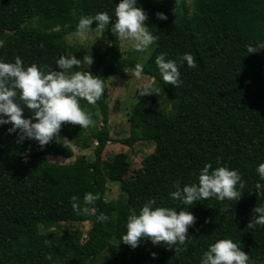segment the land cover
<instances>
[{
	"label": "trees",
	"instance_id": "obj_1",
	"mask_svg": "<svg viewBox=\"0 0 264 264\" xmlns=\"http://www.w3.org/2000/svg\"><path fill=\"white\" fill-rule=\"evenodd\" d=\"M118 2L0 0V60L14 62L19 56L25 66L55 70L56 59L74 51L67 38L75 34L79 18L98 12L113 16ZM137 6L153 21L157 35L144 60L123 57L119 38L107 28H95L94 21L90 31L108 39V59L94 56L90 65L85 60L69 70L89 71L103 81V94L95 104L79 99L93 125L65 123L57 140L43 148L34 140L18 143L6 131L10 124L0 126V264H88L104 253L98 264H200L203 252L219 239L237 242L249 254V264H264V226L248 225L252 209L264 203L255 191L256 183L264 181L254 171L264 162V49L246 51V45L264 42V0H137ZM157 12L167 19H158ZM160 53L172 60L191 53L196 66L181 64L182 82L176 87L165 84L154 62ZM137 63L155 91L134 104L129 135L112 140L107 81L134 72ZM161 101L169 105L168 112ZM141 142L153 144L152 160L127 182L123 196L106 201V146L118 143L131 149ZM69 143L83 150L94 144L93 160L79 156L59 164L47 159ZM130 163L126 153L116 154L106 164L108 174L124 178ZM206 163L239 172L245 187L238 201L209 198L189 206L195 219L179 251L150 241L134 249L121 243L130 210L138 212L149 199L155 200L154 207L178 210L180 201L169 196L174 183L181 188L195 183ZM86 193L99 198L85 205ZM73 196L78 210H73ZM101 213L106 221L96 219ZM83 222L90 228L79 239L69 230ZM48 224L57 230L43 231Z\"/></svg>",
	"mask_w": 264,
	"mask_h": 264
},
{
	"label": "clouds",
	"instance_id": "obj_2",
	"mask_svg": "<svg viewBox=\"0 0 264 264\" xmlns=\"http://www.w3.org/2000/svg\"><path fill=\"white\" fill-rule=\"evenodd\" d=\"M160 20L167 17L157 12ZM147 14L137 6V0H119L114 9V15L98 12L94 16H81L76 24L75 35L83 40L96 22L95 28L104 32L107 28L113 36L131 42L137 52H143L157 39L147 27ZM264 49V42L246 45L247 53H256ZM165 53L155 57V64L160 77L165 84L178 86L180 80L179 67L196 66L191 53H183L178 60L166 59ZM90 65L91 57L77 59L74 55H61L55 61V70L45 72L36 64L25 66L19 56L14 62L0 60V126L11 125L6 131L15 134L18 143L34 140L40 148L59 137L63 124L79 125L88 128L94 121L89 113L82 110L79 99L88 104H95L103 94V81L89 71L69 70L79 68L82 62ZM75 66V67H74ZM143 65L137 63L133 75L139 78ZM143 94H153L154 89L144 85L138 89ZM25 109L30 111L24 116ZM219 164V160L217 161ZM255 173L260 181H264V162H260ZM175 191L169 193L174 200L180 201L179 209L169 207H154L155 200H147L137 212L130 210L127 216L126 232L121 236V243L136 248L143 241L153 245H163L179 251V246L185 245L188 228L194 223L189 206L196 202L215 198L218 201H238L245 182L236 169L226 166L213 168L206 163L199 171L197 181L186 184L182 188L179 182L174 183ZM255 191L258 198L264 197V183L257 182ZM99 194L86 193L83 196L85 205L94 204ZM73 196V210H78ZM183 205L184 207H181ZM258 214V215H257ZM98 221H106L103 213L96 217ZM264 226V203H259L252 209V220L248 224ZM155 256V253H152ZM249 254L245 253L237 242L231 239H219L210 244L200 258V264H249Z\"/></svg>",
	"mask_w": 264,
	"mask_h": 264
},
{
	"label": "rangeland",
	"instance_id": "obj_3",
	"mask_svg": "<svg viewBox=\"0 0 264 264\" xmlns=\"http://www.w3.org/2000/svg\"><path fill=\"white\" fill-rule=\"evenodd\" d=\"M149 30L154 33L153 21L147 16L145 21ZM155 34V33H154ZM67 43L71 50H74L71 55H74L78 59H83L84 57H95L108 59L107 46L109 44L108 39L98 31H90L87 34L86 39H79L75 34L70 35L67 38ZM120 52L123 57L130 58L136 57L137 59L144 60L149 52L151 51V46L148 47L143 52H137L132 48L131 42L119 38ZM78 54V56H77ZM85 68H88L85 66ZM132 71H125L123 74H118L110 77L107 81L108 93V128L109 136L112 140H120L126 138L129 135V123L128 118L132 112V108L141 93L138 89L142 88L144 85L149 87L152 84V80L140 76L137 78L133 75ZM160 106L163 110L169 111V105L165 106L164 102H160ZM94 144L89 149L83 150L78 146H73L72 144H67L58 151H53L47 159L50 162H55L59 164H69L72 163L79 156H85L89 161L93 160L92 150ZM154 152V146L151 143H137L131 149L118 144L110 143L106 146L104 152L102 153L103 161V174L106 177V201L112 202L117 200L120 196L124 195L126 190L127 182L134 178L136 175L143 172L147 163L152 160ZM126 153L130 159V167L128 168L127 175L121 179H114L110 174H108L106 164L112 159L116 154ZM83 218V217H82ZM90 228V223L83 222L78 223L70 228V233L79 239L85 238L86 232ZM44 229L57 230L55 226L50 224L44 226ZM104 254L97 257L94 261H90L88 264H98L103 260Z\"/></svg>",
	"mask_w": 264,
	"mask_h": 264
}]
</instances>
